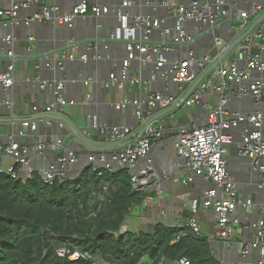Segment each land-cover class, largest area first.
I'll return each instance as SVG.
<instances>
[{"label": "built area", "instance_id": "built-area-1", "mask_svg": "<svg viewBox=\"0 0 264 264\" xmlns=\"http://www.w3.org/2000/svg\"><path fill=\"white\" fill-rule=\"evenodd\" d=\"M136 1L138 0H117L116 4L110 8L98 4V0H76V3L68 13H60L59 7L54 4L43 5L44 9L42 11L39 10V14L37 11L32 17L25 19L23 22L29 25L34 21L47 20L53 24L70 28L78 17L90 15L99 18L103 14L113 12L119 18L117 26L108 35L90 39L87 42L90 47L96 49L94 55H100L98 51L100 47L107 49L111 42H123L126 48V55L119 62L118 73L111 72L107 78L102 79L103 85L106 84V80H109L115 86L118 85V87L124 86L127 82L131 85L142 84L143 80L138 76L132 75V71L129 69L132 61L138 58L140 61L139 69L152 64V67H155L152 70V79H161L167 85L176 84L178 90H181L187 83H195L200 79L186 94L187 96L182 101L184 105L190 106L192 103L201 102L200 97L203 93H217L219 95V104L217 106L204 105L205 124L192 127L181 125L175 131L172 130V127L165 120L159 119L158 116H150L153 111L158 109L168 110L174 106L176 97L172 94L161 91H149L144 97L138 99L121 97L119 101H116L114 105L115 109H125L128 106H132L135 116L145 122L144 129L141 132L134 133L132 127L126 125H100L95 115H89L91 127L96 129V134L102 140L106 141V143L119 141L123 144L119 148H113L107 153L90 154L88 155V160L92 164L95 161L104 162L105 168H108L107 171L125 169L124 164H127L129 167L127 170H130L132 189L141 194L142 201L147 203L148 198L146 193L161 194V176L156 172L149 159H147V163L141 169L136 170L135 165L139 159L147 158L150 147L155 141L165 136H170L175 149L177 166L212 183V186L205 190L201 196L191 200L189 205L190 211L196 213L199 206L205 209L212 208L215 216L214 235L222 240L229 239L234 230V224L238 222L233 216L238 207L249 209V213L256 206H259L260 212L264 211V200L260 203L257 201L253 202L251 199H246L238 194L235 182L227 169L226 160L227 148L232 143L230 130L236 129L242 123H250L251 128L244 129L241 140L236 144L237 151L240 156L248 158L252 171H258L260 177L256 183L257 187L259 189L264 188V164L261 162L264 156V108L261 107L264 98V17L224 58L226 60L232 55L234 50L241 49L240 46L244 44L249 50L246 54L245 66L240 67L237 61L232 58H228L229 60L225 64H223V60L212 68L218 76V80L214 81L212 78L202 79L210 67L201 77L199 74L205 70L206 66L214 58L216 60L230 44V41L225 43L224 36L218 35L215 38V46H213L212 51L210 49L207 53L196 58L191 53L188 58L168 60L166 54L175 52L178 47L183 48L186 46L191 51L192 49L188 46L194 43L196 39L185 30L184 23L192 20L195 23H208L214 27L227 14L226 9L228 7H224V0H191L185 4L176 3L174 0L139 1L154 10L161 7L165 8L167 15L174 18L175 22L172 26L164 24L165 17H156L150 13L144 15L135 14L130 19L123 9L127 5L134 4ZM30 3L31 0H22L20 2L11 0L9 8L0 7V27L6 23L5 16L11 25L19 24L18 12L20 8H26ZM240 10L237 13L234 12V9L231 10V14L235 15L236 21L233 25L230 24V26L232 30L237 32V35L246 26H248L247 30L251 26V23L264 13V0L253 4L250 8ZM255 16L257 17L251 20ZM153 31H158L161 37L171 35L172 32L173 34L167 41L161 39L154 42L150 41L149 38ZM256 36L263 38L262 42L258 45L254 41ZM2 41L5 47L2 45L1 55L7 58V65L4 70H0V88L2 93L6 95L14 81V65L11 60L14 57L11 48L13 41L10 34L3 37ZM27 41V50L30 52L34 37L28 36ZM240 52L236 55L237 57L241 56ZM75 58L76 55L71 51L68 53L61 51L58 55L59 64L65 59L72 60ZM87 58V55L79 57L84 62ZM37 67H40V64ZM46 67L54 70L52 63L47 64ZM250 75L251 77L255 75V80L253 83L246 85L244 80L248 79ZM88 78L83 80L86 87L91 81L95 80L94 78L93 80ZM60 80L57 82L55 80L40 81L41 87H44L48 83L53 85L55 98L47 105L33 104L31 106L33 111L45 110L50 112L57 106L74 104V101H67L62 95L63 80ZM231 87L232 90L235 89V95L238 98L248 99L253 103L254 109L250 113L245 115L239 113L230 115L226 111L225 107L230 98ZM166 88H169V86ZM89 97L90 93L88 91L86 92V98L88 99ZM3 102L9 103L7 97ZM30 121V127L34 130L36 122L32 119ZM47 123H50V121H47ZM60 126L62 124L59 125V129L54 134L52 140L42 141L36 144L33 149L14 140L6 145H0V155H8L13 161L3 173L18 178L17 166H20L21 169L26 171V176L30 177L34 171L29 167L31 152L45 154L47 151H54L57 153L56 162L46 165L37 172L44 183H52L56 177L66 176L70 165L76 162L77 156L75 152L67 150L63 142ZM91 168L92 171L100 170L95 165L91 166ZM132 169L135 171L133 172ZM98 175L101 176L102 173L99 172ZM164 177H166V174ZM191 179L190 175L186 178L187 181ZM261 216V219L258 220L257 218L251 223L256 228L255 238L250 243H243L240 246L241 254L247 253L249 247L256 249L262 254V258L259 259L257 264H264V216ZM177 228L179 230L173 241H178L186 236L188 233L187 229L192 234L200 235V227L193 217H190L185 225H178ZM56 254L69 260L90 259L88 253L81 252L70 244L57 248ZM91 262L92 264H108L102 259H95ZM158 264H165L163 256L160 258ZM172 264H190V262L187 258L182 257ZM234 264L240 263L236 262Z\"/></svg>", "mask_w": 264, "mask_h": 264}, {"label": "crops", "instance_id": "crops-1", "mask_svg": "<svg viewBox=\"0 0 264 264\" xmlns=\"http://www.w3.org/2000/svg\"><path fill=\"white\" fill-rule=\"evenodd\" d=\"M22 0H14L20 2ZM140 0L134 4L127 5L123 10L131 19L135 14L150 13L156 17H165V25L172 26L174 18L167 15L165 8L152 9L145 6ZM176 3L185 4L191 0H174ZM206 1V0H200ZM263 0H224L228 4L226 16H223L218 22L220 24V35L226 37L227 29H221L226 24L235 23V15L231 14V10L237 13L253 4L260 3ZM117 0H98V4L102 6L112 7ZM76 3V0H31L30 5L26 8H20L18 18L20 23L11 25L8 18L5 16L6 23L0 27V70H4L7 65V58L1 55V47L4 44L2 34L9 33L12 37V50L14 57L11 59L14 65V81L9 89V92L4 95L0 88V145H6L14 140L21 144L27 145L30 149L42 141H50L57 132V127L60 126L63 134V142L67 150L75 152L77 160L71 164L67 177L75 178L83 173L89 166L95 165L100 170L107 171L105 164L102 161H95L92 164L88 160V155L95 153H107L113 148H119L123 143L117 141L106 143L97 134L96 129L91 127L89 115H95L100 125L120 124L132 127L134 133L141 132L144 129L145 122L139 120L132 106L125 109H115L116 101L121 97L138 99L144 97L149 91H161L163 93L172 94L176 97L174 106L166 109H158L153 111L150 116H158L167 122L172 130L175 131L181 125L196 126L206 123L205 104L215 107L219 104V95L203 93L200 97L201 102L192 103V105H184L180 102L181 99L190 91L194 82L187 83L181 90H178L176 85L165 87V83L161 79H152L153 68L146 66L139 69L140 61L137 59L132 61L130 70L132 75L138 76L143 80L140 85H131L127 82L124 86H114L111 91L106 89L101 82V79L107 78L111 72L118 73V65L122 57L126 55V48L123 42H111L107 49L100 47L98 50L100 55L96 54V49L90 47L85 40L84 45L77 47L79 43H74L69 38H77L84 40L85 38L97 36H106L119 23V18L113 12L103 14L99 18L87 15L78 17L72 27H66L58 24H53L47 20L35 21L29 25L24 24V20L32 17L43 5H51L59 7L60 13H68ZM241 5L240 8L238 5ZM11 0H0V7L9 8ZM232 8V9H231ZM264 11V10H263ZM259 15V14H258ZM257 15V16H258ZM232 16V17H231ZM257 16L251 18L254 20ZM217 24V25H219ZM216 26V25H215ZM243 28L238 32L245 31ZM185 30L194 36L196 41L193 43V50L186 47H181L172 53H167L168 60L174 58H188L191 53L197 57L203 55L205 47L211 45L212 34L211 29L202 31L196 26L194 21H186L184 23ZM214 28V27H213ZM173 34V32H172ZM171 34V35H172ZM171 35L164 37L160 36L158 31H153L150 35V41H165L171 38ZM34 37L32 49L27 50V37ZM236 38L234 36L230 43ZM263 38L256 36L255 43L258 45ZM66 44V46H62ZM76 44V45H75ZM241 49L233 51L232 58L237 61L240 67L245 66L246 54L249 52L244 44ZM53 51H57L55 56H58L62 51L67 53L71 51L76 55L75 59H68L66 65H60L59 69L51 70L48 67H37L38 59H44L51 55ZM241 51V52H240ZM241 56H236L237 54ZM244 54V55H243ZM81 55H87L88 58L84 62L79 59ZM237 57V58H236ZM224 59L225 64L229 59ZM51 62L54 63L53 57ZM215 60V58H214ZM213 60V61H214ZM209 63L199 76L204 75L212 63ZM48 68V69H47ZM35 75L42 79L52 80L59 78L63 80L62 95L67 101H74V104L65 106H57L52 111L47 112L40 110L35 112L31 109L33 104L47 105L55 98L53 88L39 90L32 87L29 83L30 78ZM89 77L90 84L85 86L82 78ZM204 78H212L218 80L215 70L207 72ZM60 80V81H61ZM255 75H251L244 80L246 85L253 83ZM234 89V88H233ZM90 93V97L86 98V92ZM191 93V92H190ZM189 96V95H188ZM7 97L9 103H4L3 100ZM90 101V102H88ZM180 102V103H179ZM177 103V104H176ZM264 108V98L261 103ZM230 115L235 113L248 114L254 109L253 103L248 99H241L235 95V89H230V98L225 107ZM35 120L36 128L30 127V120ZM50 121V123H47ZM245 128H251L250 123H242L236 129L230 130L232 143L228 146L226 152L227 169L231 174L236 191L239 195L246 199H251L253 202L259 201L260 197L256 193H252V189L257 187V179L260 177L258 171H252L248 158L242 157L237 151V142L241 140ZM34 152V151H33ZM31 152L29 157V167L34 171H38L50 163L56 162L57 153L47 151L45 154ZM67 152V151H64ZM147 159L151 162L156 172L161 176V194L157 195L153 192L146 193L148 202L140 203L139 214H128L124 217L120 225V232L132 233H151L156 224H162L166 227L176 228L178 225H185L190 217L196 219L200 227V236L205 238L210 245L213 256L220 264H257L256 260L262 258L259 251L252 249L245 260L240 257V246L243 243H250L256 235V228L252 226V222L258 218L261 219L262 212L249 213V209L242 208L235 212V219L238 220L234 224V230L229 239L222 240L214 235L215 216L212 208H203L199 206L196 213H192L189 209L191 200L199 197L205 190L212 186V183L200 176L191 174L186 169H181L177 166L175 149L170 136H165L153 143L148 152L147 158H141L137 161L135 169H141L147 163ZM261 162L264 164V156ZM13 161L8 155H0V173L12 164ZM92 169V168H91ZM117 170V169H116ZM130 173V170H128ZM18 178L26 179V171L17 166ZM166 174V177L164 175ZM190 175L192 179L187 181L186 178ZM186 180V181H184Z\"/></svg>", "mask_w": 264, "mask_h": 264}, {"label": "trees", "instance_id": "trees-1", "mask_svg": "<svg viewBox=\"0 0 264 264\" xmlns=\"http://www.w3.org/2000/svg\"><path fill=\"white\" fill-rule=\"evenodd\" d=\"M102 175L99 176L98 173ZM106 187V188H105ZM142 201L127 169L95 170L44 183L37 171L26 179L0 173V264H220L209 242L179 228L156 224L151 233L120 232L130 208ZM185 229V228H184ZM72 245L88 260H69L56 249Z\"/></svg>", "mask_w": 264, "mask_h": 264}, {"label": "water", "instance_id": "water-1", "mask_svg": "<svg viewBox=\"0 0 264 264\" xmlns=\"http://www.w3.org/2000/svg\"><path fill=\"white\" fill-rule=\"evenodd\" d=\"M48 6V5H47ZM240 8H242V6L239 4L238 5ZM224 7L225 8H227L228 7V4L227 3H225L224 4ZM44 9V6L43 7H41L39 10L40 11H42ZM71 11V10H70ZM264 17V13L263 14H261L257 19H255L252 23H251V26L245 31V32H243V33H241L240 35H237V32L236 31H234V30H232V28H231V26H230V24H226V25H224L221 29H227L228 30V32H227V34H226V37H223V39H224V41H225V43H227V42H229L230 41V39H232L234 36H236L237 35V37L234 39V41H232L226 48H225V50L219 55V57L214 61V63L211 65V67L208 69V71L209 70H211L212 68H214L216 65H218L220 62H222L223 60H224V58L227 56V54L235 47V45L236 44H238V42L239 41H241L248 33H250V31L255 27V25L256 24H258L260 21H261V19ZM190 21H192V20H190ZM35 22V21H34ZM196 25L200 28V29H202V30H204V31H206L207 32V30H209V29H211L212 31H209V32H212V34H210L211 35V37H212V41H211V45H209V46H206L205 47V51H204V53H207L210 49H211V51H212V48H213V46H215V38L216 37H218V35H220V33H219V31L217 30V28L219 29L221 26L220 25H216V26H214V28L210 25V24H208V23H197L196 22ZM9 33H3L2 34V40H3V37H5V36H7ZM100 37H102V36H97V35H94V36H92V37H88V38H85L84 40H82V39H77V38H69V39H67V40H73L74 41V43H79V45L77 46L78 48L79 47H81V45H84V43H81V42H84L85 40H88V39H94V38H100ZM75 44V45H76ZM5 44H3V46H4ZM62 46H66V44H63ZM5 47V46H4ZM190 49H192L193 50V43L192 44H190L189 46H188ZM56 52L57 51H53L52 52V54L51 55H48L47 57H45L44 59H38V64H40V66L42 65L43 67H46V65L47 64H49V63H52L51 62V57H53V58H55L54 59V63H52L53 65H54V70H57V69H59V66L60 65H66L67 64V60L68 59H65V60H63V61H61V63L59 64V60H58V56H55L56 55ZM70 52V51H69ZM203 53V54H204ZM5 54H6V51H5ZM194 57L196 58L197 56L194 54ZM152 64H149V66H151ZM119 67H120V65H118ZM118 67V68H119ZM48 69V68H47ZM86 77H83L82 78V80H84ZM104 79V78H103ZM41 80H52L51 78H49V79H42V78H39L38 77V79H37V76H35V75H33L31 78H30V80H29V83L28 84H30L32 87H36L37 89H39V90H45V89H47V88H49V89H51L52 87H53V85L51 84V83H48L47 85H45L44 87H41L40 86V81ZM53 80H55V82H57L58 80H60L59 78H56L55 77V79H53ZM200 79H198L194 84H193V86H195L197 83H198V81H199ZM101 81H102V79H101ZM104 82V81H103ZM106 82V84L104 85V87L106 88V89H108L109 91H111L112 90V88L115 86L113 83H111L109 80H106L105 81ZM172 84H169V85H167V84H165V87H170ZM174 85H176V84H174ZM116 87V86H115ZM191 90V89H190ZM187 95H185L182 99H181V101L180 102H182L183 100H184V98L186 97ZM179 102V103H180ZM30 124V123H29ZM58 127H57V131H58ZM124 168L125 169H129V167H128V165L127 164H124ZM133 170V169H132ZM135 170H133V172H134ZM257 182H258V179H257ZM252 193L254 194V193H256V194H258V196L260 197V199H259V201H257L258 203H260L261 201H263L264 200V188L263 189H259L258 187H254L253 189H252ZM139 210H140V204H134L133 206H132V208H131V210H130V214H135V215H138L139 214ZM238 210H241V207H238ZM259 206H256V207H254V208H252L251 209V214L252 213H259ZM262 214H263V216H264V211H262ZM233 216H234V214H233ZM250 251H252V249L249 247V250H248V252L247 253H244V254H241L240 253V257H241V259H243V260H245L246 259V257L249 255V253H250ZM255 251H257L256 249H255ZM259 260H258V258H257V260H256V262H258Z\"/></svg>", "mask_w": 264, "mask_h": 264}]
</instances>
